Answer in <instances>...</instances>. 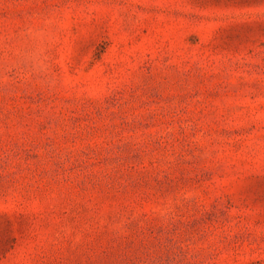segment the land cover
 I'll list each match as a JSON object with an SVG mask.
<instances>
[{"label": "rangeland", "instance_id": "374dc122", "mask_svg": "<svg viewBox=\"0 0 264 264\" xmlns=\"http://www.w3.org/2000/svg\"><path fill=\"white\" fill-rule=\"evenodd\" d=\"M0 264H264V0H0Z\"/></svg>", "mask_w": 264, "mask_h": 264}]
</instances>
